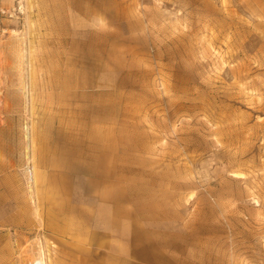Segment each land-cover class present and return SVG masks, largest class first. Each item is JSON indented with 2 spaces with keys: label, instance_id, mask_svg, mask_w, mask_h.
<instances>
[{
  "label": "rangeland",
  "instance_id": "rangeland-1",
  "mask_svg": "<svg viewBox=\"0 0 264 264\" xmlns=\"http://www.w3.org/2000/svg\"><path fill=\"white\" fill-rule=\"evenodd\" d=\"M0 126L7 264H264V0H0Z\"/></svg>",
  "mask_w": 264,
  "mask_h": 264
},
{
  "label": "crops",
  "instance_id": "crops-1",
  "mask_svg": "<svg viewBox=\"0 0 264 264\" xmlns=\"http://www.w3.org/2000/svg\"><path fill=\"white\" fill-rule=\"evenodd\" d=\"M4 131L0 126V264H7L8 253L10 247L12 246L13 232L17 233L21 223V217L19 212L16 210V200L20 197L18 196L15 180L19 173L17 171L16 160L10 155L7 150V146L4 143L3 135ZM90 213L89 220L87 224L97 223V213L94 208L88 210ZM94 216V218L92 217ZM86 224V225H87ZM90 230L87 231V235H90L92 239L97 235L96 226L88 225ZM82 247L86 249L88 245L85 243V234H82ZM89 238V236H88ZM123 243L122 239H120ZM122 243V245H123ZM91 245L99 246L97 242H92Z\"/></svg>",
  "mask_w": 264,
  "mask_h": 264
},
{
  "label": "bare ground",
  "instance_id": "bare-ground-1",
  "mask_svg": "<svg viewBox=\"0 0 264 264\" xmlns=\"http://www.w3.org/2000/svg\"><path fill=\"white\" fill-rule=\"evenodd\" d=\"M26 173L28 174V176H30L29 171L27 170ZM35 174H34V170L33 173L31 174V178H32V182H35L36 180H34ZM30 189L32 190V187L30 186ZM45 255V254H44ZM43 260H45L44 256H42ZM35 264H46V262L44 261V263H35Z\"/></svg>",
  "mask_w": 264,
  "mask_h": 264
}]
</instances>
